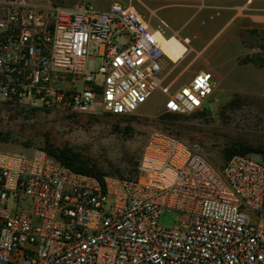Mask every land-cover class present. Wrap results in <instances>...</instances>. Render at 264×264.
<instances>
[{
	"label": "built area",
	"instance_id": "2783aa9c",
	"mask_svg": "<svg viewBox=\"0 0 264 264\" xmlns=\"http://www.w3.org/2000/svg\"><path fill=\"white\" fill-rule=\"evenodd\" d=\"M159 32L132 6L0 1V103L133 116L160 91L165 113L206 111L214 74L172 91ZM253 55L264 69V34ZM164 212L173 227L160 226ZM0 264H264V147L216 168L154 132L132 179L0 151Z\"/></svg>",
	"mask_w": 264,
	"mask_h": 264
},
{
	"label": "rangeland",
	"instance_id": "374dc122",
	"mask_svg": "<svg viewBox=\"0 0 264 264\" xmlns=\"http://www.w3.org/2000/svg\"><path fill=\"white\" fill-rule=\"evenodd\" d=\"M81 0H52L71 7ZM97 10L113 4L132 6L152 28H161L166 39L176 37L195 59L194 70L216 67L215 89L204 104V114L176 118L170 124L190 134L183 143L200 153L214 167L223 162L222 151L242 143L264 147V69L253 49L264 34V0H88ZM238 9L242 16L237 17ZM163 22L167 27L161 25ZM190 43H185V40ZM180 61V60H179ZM177 62L164 60L165 85L172 91L188 84L195 74L180 73ZM95 62L88 68L97 71ZM210 71V72H211ZM165 96L157 91L133 116L108 114L67 119V114L42 108L0 103V151L21 153L45 147L67 149L105 174L133 178L150 135L159 132L166 114ZM257 154V153H254ZM251 154V155H254ZM173 212L159 218L163 228L178 219Z\"/></svg>",
	"mask_w": 264,
	"mask_h": 264
},
{
	"label": "trees",
	"instance_id": "16d2710c",
	"mask_svg": "<svg viewBox=\"0 0 264 264\" xmlns=\"http://www.w3.org/2000/svg\"><path fill=\"white\" fill-rule=\"evenodd\" d=\"M197 113L204 114L205 112L203 111V112H197ZM107 116L123 118V116H115V115H110V114H108ZM75 117L85 118V116H70L69 115L67 116V119H74ZM181 117H184V116L172 115L168 113L164 114L161 119L162 121L159 123L161 127L159 132L166 134L182 143L184 140H188L190 136L189 135L190 133L188 131L182 130L184 128L176 127L170 124V121L176 118H181ZM90 118H94V116H91ZM186 146L189 147L188 145ZM189 148L191 149V147ZM39 150L44 151L49 158L54 159L55 161L59 162L61 165L65 166L66 168L70 169L72 172L76 174L86 175V176L94 177L97 179H102V177H105V176H112V177H117L120 179H126V178H122L119 176L102 173L96 167L90 165L87 161H83L77 155H74L73 153H71L69 150L54 148V146L49 141H46L45 147ZM254 153H257V154L263 153V148L257 150V149L248 147L247 145L242 144V143L234 144L231 147L222 151L221 155L223 158V162H221L220 167H222L233 156H236V155L248 156ZM135 173H136V170H135ZM129 179H132V178H129Z\"/></svg>",
	"mask_w": 264,
	"mask_h": 264
},
{
	"label": "bare ground",
	"instance_id": "6f19581e",
	"mask_svg": "<svg viewBox=\"0 0 264 264\" xmlns=\"http://www.w3.org/2000/svg\"><path fill=\"white\" fill-rule=\"evenodd\" d=\"M242 16V10L238 9L237 17ZM158 40L160 42L163 53L166 58L172 62H177L181 60L184 55L188 52L187 47L184 46L178 38L170 37L166 39L162 33H158ZM185 43H190V40L186 39Z\"/></svg>",
	"mask_w": 264,
	"mask_h": 264
},
{
	"label": "crops",
	"instance_id": "0c3cea01",
	"mask_svg": "<svg viewBox=\"0 0 264 264\" xmlns=\"http://www.w3.org/2000/svg\"><path fill=\"white\" fill-rule=\"evenodd\" d=\"M0 1H3V0H0ZM26 1L31 2V3H44L46 0H26ZM75 5H77V4H75ZM256 18L264 19V17H256ZM188 54H189V49H188V52L184 55V57L178 63V66L183 68V70L180 73H191V74L193 73V74H197L199 72H204V71L207 72V71H209V70H198V71L197 70H194L193 68L195 67L194 64H195L196 60L195 59L189 60L188 59ZM163 65L165 67V65H166L165 62H163ZM212 70L213 71L210 70L212 74L213 73H219V72H217L216 67L213 68ZM192 78H193V76L191 77V79L189 80L188 83L191 82Z\"/></svg>",
	"mask_w": 264,
	"mask_h": 264
}]
</instances>
